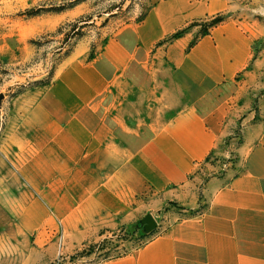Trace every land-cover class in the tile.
Here are the masks:
<instances>
[{"label":"crops","instance_id":"0c3cea01","mask_svg":"<svg viewBox=\"0 0 264 264\" xmlns=\"http://www.w3.org/2000/svg\"><path fill=\"white\" fill-rule=\"evenodd\" d=\"M237 86H46L14 102L0 136V256L59 231L80 243L123 220L146 185L186 179L231 132ZM140 103L141 106L136 105ZM207 212L96 264H264V122Z\"/></svg>","mask_w":264,"mask_h":264},{"label":"rangeland","instance_id":"374dc122","mask_svg":"<svg viewBox=\"0 0 264 264\" xmlns=\"http://www.w3.org/2000/svg\"><path fill=\"white\" fill-rule=\"evenodd\" d=\"M70 1L0 0V136L15 100L46 86H237L231 132L184 181L146 185L100 234L72 244L59 231L37 250L1 252L0 264H96L200 218L212 188L243 169L245 127L264 122V0H82L54 10ZM83 18L80 35L58 51L57 29Z\"/></svg>","mask_w":264,"mask_h":264},{"label":"trees","instance_id":"16d2710c","mask_svg":"<svg viewBox=\"0 0 264 264\" xmlns=\"http://www.w3.org/2000/svg\"><path fill=\"white\" fill-rule=\"evenodd\" d=\"M82 0H71L68 4H63L61 6H59L58 8H54V10H63L69 6H73L74 4L80 2ZM115 8H117L118 6H114ZM112 12V11H109ZM112 15V13H111ZM217 21H219V18H215L214 20H212V23H216ZM86 24V19H76L74 22H69V23H65L64 25L60 26L57 29V33L58 34H62V45L57 48L58 51H62L63 48L68 45V43L73 39L76 38L77 36L80 35L81 29H83V25ZM106 41V39H105ZM105 43V42H103ZM99 44V43H98ZM98 44H93V47L95 48L96 45ZM92 56V55H91ZM52 79V73L50 72V74L48 75L47 78H44L43 80L39 81L37 83V86H44V85H48L50 83Z\"/></svg>","mask_w":264,"mask_h":264},{"label":"water","instance_id":"95a60500","mask_svg":"<svg viewBox=\"0 0 264 264\" xmlns=\"http://www.w3.org/2000/svg\"><path fill=\"white\" fill-rule=\"evenodd\" d=\"M145 222L148 224V229L149 230H151L152 228H154L155 222L153 221V219L150 216H147L145 218Z\"/></svg>","mask_w":264,"mask_h":264}]
</instances>
